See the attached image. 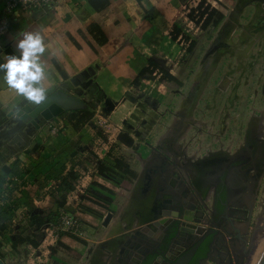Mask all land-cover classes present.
Here are the masks:
<instances>
[{"label": "rangeland", "instance_id": "1", "mask_svg": "<svg viewBox=\"0 0 264 264\" xmlns=\"http://www.w3.org/2000/svg\"><path fill=\"white\" fill-rule=\"evenodd\" d=\"M208 1L224 12V22L218 28L206 30L189 21L180 22L181 32L177 39L161 50L158 63L176 81L165 78L155 69L153 74L147 75L150 76L147 81L137 82V90L143 93H136L126 111L114 108L118 102L84 97L86 114L72 113L81 111L78 110L60 115L64 121H70L74 130L85 127L88 136L84 152L74 154L72 159L69 157L70 171L77 174L73 168L83 170L78 181L87 186L85 193L79 201L76 194L71 196L73 201H66L67 195L56 199V202L65 199L56 212L57 216L61 210L65 212L79 202V210L76 207L77 210L67 212H78L80 234H65L59 230L61 236L57 239L64 237L78 245L80 253L73 255V264H95V259L96 264H109L110 247L117 242L120 245L117 247L118 264H123L122 258L126 256L135 258L134 252L121 246L128 244L135 230L149 224H143L146 214L143 215L142 209H128L126 205L133 192L136 196L133 200L144 197L137 193V184L142 164L151 154L148 144L172 152L169 155L181 165L175 168L176 171L190 177L184 167L185 170L187 167L196 168V172L202 168L203 162L215 163L209 159L211 156L222 154L218 157L222 159L224 154L245 147L251 137L257 142L255 136L259 130L261 142H264V0ZM191 41L195 43L189 47ZM174 121L180 123L175 131L170 130ZM107 130L111 133L108 134ZM107 135H113L108 150L96 142L105 141ZM90 140L95 142L90 143ZM170 140L175 141V146L169 143ZM111 154L115 157L113 161L100 160V157ZM84 164L86 168L82 167ZM125 164L129 166V173L124 171ZM102 165L106 171L99 169ZM97 171L101 173L99 180L104 185L96 184ZM250 171L251 174L253 169ZM257 176L254 192L248 200L251 213L245 220L248 225L243 233L248 250L253 234L256 235L258 230L264 233V155ZM51 182L48 180L46 184ZM74 184H77L76 180ZM46 192L49 198L51 193ZM108 216H111L110 220H106ZM240 221L237 224L247 223ZM201 226L206 227L205 224ZM229 237L224 233L226 240H230ZM257 238L259 245L264 242V239ZM57 240L48 235L46 242L51 245ZM2 245L0 243V250L5 252L6 247L2 248ZM58 246L61 245L58 243ZM35 254L41 255L40 252ZM49 254L50 251L43 248L42 256L38 258L25 253L24 263L54 264L48 261ZM251 256L248 253L244 261ZM208 264L216 263L208 260Z\"/></svg>", "mask_w": 264, "mask_h": 264}, {"label": "crops", "instance_id": "2", "mask_svg": "<svg viewBox=\"0 0 264 264\" xmlns=\"http://www.w3.org/2000/svg\"><path fill=\"white\" fill-rule=\"evenodd\" d=\"M192 1L56 0L44 9L7 11L4 1L0 0V26L5 24L0 38V63L8 55H18L16 42L23 33L38 32L45 45L41 59L45 67L42 85L46 96L63 90L82 99L98 97L118 102L114 108L126 111L130 100L143 93L137 90L134 80L147 67L149 59L158 63L162 48L175 41L171 38L174 27L181 32L180 22H191L186 8ZM224 20L225 14L220 25ZM149 77L145 75L139 81H147ZM34 104L9 88L0 72V132L7 128L10 112ZM68 121L59 116L42 124L24 149H14L22 147V139L13 144L10 136L0 139V181L12 173L26 178L25 197H20L18 206L0 220V243L2 248L6 247L5 252L0 250V258L8 264H26L25 253L30 257L40 252L38 256H42V248L50 251L52 260L48 257V261L54 264H73V255L80 253L78 245L64 237L56 245L44 247L42 243L48 221L65 200L56 202V199L72 190L78 176L75 174L73 180L68 177L72 167L69 161L74 154H82L88 145L85 127L74 130ZM52 126L59 129L54 134ZM174 142L169 143L175 145ZM114 158L111 154L100 160L109 163ZM97 173L96 184L104 185L99 180L101 173ZM48 180L52 181L49 185ZM138 189L139 181L137 193ZM47 190L51 193L50 199L46 197ZM32 239L38 241L37 246L27 241ZM114 245L110 247L111 254L116 253Z\"/></svg>", "mask_w": 264, "mask_h": 264}, {"label": "flooded vegetation", "instance_id": "3", "mask_svg": "<svg viewBox=\"0 0 264 264\" xmlns=\"http://www.w3.org/2000/svg\"><path fill=\"white\" fill-rule=\"evenodd\" d=\"M255 138L258 139L257 136H255ZM250 142V153L252 158L248 166H252L253 172L250 174L251 171H249L248 176L244 174L245 166H247L246 163L249 159L247 155L242 154L229 161L218 159L221 155H213L209 159H213L212 161L216 162H203L202 168L199 167L200 170L198 169L196 172V168L191 170V167H187V170H185L186 168L184 167V172L190 177L176 171L177 169L175 168L180 167L176 165L174 168L168 169V173H156L158 177H153L152 185L154 187L148 196L143 198L138 197L139 199L133 200V198H136L133 193L126 204L128 209H142L143 215L146 214L144 215V220L149 221L153 213V208H151L150 205L155 204L154 198L156 193L158 191L161 192L165 196V205L161 207L162 211L169 212V215L172 216L174 221L162 229V234L158 233L160 230L157 228H152V234L142 233L137 242L139 244L135 245V252H131H134L135 255L138 256L143 255L144 258L148 252L158 250L171 232V229L175 226L178 230L180 226L189 228L192 225L199 227L205 224L207 228H212L213 224H216L217 228L215 233L210 235L209 250L205 258L213 260L216 264H245L244 258L249 253V250L245 247L247 242L244 241L245 236L243 235L246 228H237L243 231L240 232V236L238 237L233 227L230 225V222H234V225H236L237 222H241L240 220L246 222L245 220H248L251 213V205L248 201L250 198H248V202L245 201V198L248 196H244V194L247 192L250 184V175L253 176L255 170L259 173L260 165L263 162L264 147L259 141H253L252 137ZM166 151L165 152L168 154L172 153L169 150ZM154 168L167 169L164 164L159 161L155 163ZM167 184L169 188L166 187ZM254 189L255 187H253V192ZM252 194H250V196H252ZM197 219H200L201 223L197 224L194 222V220ZM239 224L245 225L246 223ZM224 233L230 236V240L224 238ZM257 236L263 239L264 233H260L258 230L255 235V242L251 243L252 252L256 254L253 258H249L252 264L258 261V255L262 244H258L260 242ZM190 239L191 236L188 232L185 235L180 233L177 235L176 233L170 240L164 255L161 256L164 257L168 264L173 263L174 259L192 246L193 240ZM118 243L119 242L115 244L116 248L120 246H118ZM123 247L124 244L121 248ZM113 251L116 253L112 254L109 264H118L116 258L117 250L113 249ZM171 256H173V258H171ZM136 260H138L136 256L134 259L128 258V256L122 258L123 264H138ZM141 262L139 264H141ZM206 262L208 264V261Z\"/></svg>", "mask_w": 264, "mask_h": 264}, {"label": "water", "instance_id": "4", "mask_svg": "<svg viewBox=\"0 0 264 264\" xmlns=\"http://www.w3.org/2000/svg\"><path fill=\"white\" fill-rule=\"evenodd\" d=\"M87 107L85 99L80 98L79 96L67 93L63 90H56L46 96V99L41 102L40 104H34L33 106H24L16 111H12L8 114L10 117V121L7 124V128L0 132V139L10 136V143L13 144L17 140L22 139V147L14 148V149H24L30 143V138L35 130L41 128L42 124L52 121L54 118L60 116L64 112L67 111H78V110H85ZM1 143V142H0ZM151 148V154L146 159L145 163L142 164L141 172L138 176L139 182L141 183L139 193L141 196H148L153 189L152 179L154 176L158 177L156 173H168V169L174 168V166H180L179 162L175 160L174 157H171L168 153H166L162 148L158 146H152L148 144ZM28 150H26L27 152ZM245 154L249 157L247 161V166H245L244 174L248 176L250 166H248L252 156L249 150L239 149L236 150L232 154L226 155L221 160L229 161L231 159L236 158L239 155ZM159 161L160 163L164 164L167 168L163 169H156L154 168L155 163ZM175 164V165H174ZM171 171V170H170ZM170 173V172H169ZM160 175V174H159ZM248 178V177H247ZM137 179V180H138ZM166 182V181H165ZM158 184V182H157ZM159 186V185H158ZM169 188V185H166ZM159 188V187H158ZM158 191V190H157ZM165 192V191H164ZM165 196L161 192H157L155 196V204H151L153 208V213L145 223H149L147 226L142 227L140 230H135L132 233L131 238L128 240V244H124V249H128L129 251H134L136 249L135 245H138V239L140 238V234L142 233H149L152 234V228H157L160 230L158 233L162 234V229L167 227L170 223L174 221L169 212H163L162 208L164 203ZM251 207V206H250ZM109 218V219H108ZM106 220H110L111 216H108ZM186 219V218H185ZM197 224L201 223L200 219L194 220ZM248 223V221H246ZM233 230L236 232V235L240 236V231L234 225V222H230ZM192 225V224H191ZM216 224H213L212 228H207L203 226H195L192 225L189 228L180 226L177 230V235L180 233L185 235L187 232L191 236L190 240L192 241V246H190L186 251L180 254L176 259L173 260L171 264H189L193 256L195 255L197 249L203 243V241L209 237L210 235L214 234L216 231ZM246 239L244 238V241ZM126 241V240H125ZM250 248L249 253H252L251 249V240H250ZM130 247V248H129ZM136 256V260L138 264L143 259V255ZM173 258V256H171ZM208 261L207 258L200 261L199 264H202L203 261ZM0 264H8L5 259L0 258ZM152 264H168V262L164 259L163 256L158 255L152 262ZM245 264H249L248 260L245 261ZM264 264V263H263Z\"/></svg>", "mask_w": 264, "mask_h": 264}, {"label": "built area", "instance_id": "5", "mask_svg": "<svg viewBox=\"0 0 264 264\" xmlns=\"http://www.w3.org/2000/svg\"><path fill=\"white\" fill-rule=\"evenodd\" d=\"M3 1L5 4L6 10L11 11L16 8L25 9V10L44 9L46 7L51 6L56 0H3ZM188 6L189 7L195 6V2L192 1L191 3H189ZM186 14H187V9H186ZM4 28H5V24L0 26V38L2 36ZM58 130L59 129L56 126L51 127V132L53 134L56 133ZM107 133L109 134L111 133V131L107 130ZM112 136L107 135V139L105 141L96 140V142L100 143L103 146L105 145L108 150L109 147L111 146ZM94 153L97 154L96 152ZM82 167L86 168L85 164ZM73 170L77 172V175H78L76 179L77 184H74L73 189L67 193L66 201H69V200L73 201V199L71 198L72 194H76L77 195L76 199H78L79 201V197L85 193L86 187H87L81 184L80 181H78L81 178L80 174L81 172H83V170L81 168L77 170L73 168ZM23 182L26 183L25 176L21 174V177H20V175H18L17 173H12L6 178V180L0 181V220L3 217L8 216V214L13 211V208L18 206L20 197H25L26 188L23 185ZM78 205H79V202L74 203L71 209L77 210L78 208L79 210ZM67 209L68 210H66L65 212L61 210L58 213V216L56 214L52 222H49L46 225L47 229L45 232H43L44 238L42 240V243L45 244L43 245L44 247L49 246L48 243L46 242L48 235L53 236L56 240L58 239V237L61 236V233H59L60 232L59 230L63 231L62 233H65V234L66 233H70V234L73 233L75 235L80 234L79 229L81 228V226H80V222L78 221V218L76 215L78 212H74L73 214H70V212H67V211L71 209L69 208ZM31 257L38 258L39 256L38 255L33 256V254H31Z\"/></svg>", "mask_w": 264, "mask_h": 264}, {"label": "clouds", "instance_id": "6", "mask_svg": "<svg viewBox=\"0 0 264 264\" xmlns=\"http://www.w3.org/2000/svg\"><path fill=\"white\" fill-rule=\"evenodd\" d=\"M18 55H8L0 63V72L6 85L28 101L40 104L46 99V89L42 85L45 67L42 55L45 45L38 32H25L16 42Z\"/></svg>", "mask_w": 264, "mask_h": 264}, {"label": "trees", "instance_id": "7", "mask_svg": "<svg viewBox=\"0 0 264 264\" xmlns=\"http://www.w3.org/2000/svg\"><path fill=\"white\" fill-rule=\"evenodd\" d=\"M194 2H195V6H191V7L187 6V8H186L187 9L186 16H187L188 20L193 22L196 26H198L202 30H206V29H210V28L211 29L217 28L220 25V23L222 22V20L224 19V13L218 7L213 6L212 3H210L207 0H194ZM179 33H180V29L177 27H174L172 35H171L172 40H176ZM193 45H194V42L191 41L189 47H191ZM155 69H158V71H160L162 74H164L165 78H169V79L176 81V78L171 73L166 71L162 66H160L159 63H157L153 59H149L147 67L143 68L141 70V72L139 73L138 77L136 78V80H134V85L137 84L140 77L154 73ZM87 112H88L87 110H81V111L72 112V113H74V114H77V113L86 114ZM115 161H116V159H115ZM117 163H120V161H118ZM123 166H124V171L126 173H129V171H130L129 166H127L126 164ZM99 169L101 171H106V169L104 168V165L99 166ZM68 177L72 180L75 179V173H73V171H70V173L68 174ZM66 187H68V186H66ZM127 188H129V187H127ZM60 206H61V204H60ZM53 218H54V216H53ZM176 233H177V227L175 226L171 229V232L166 237V239L164 240V243L160 246V248L158 250L148 252L144 256L141 264H152L153 260L158 255H164V252L167 250L170 240L176 235ZM20 241H25V240L20 239ZM27 241H29L34 246H37V244H38V241L35 239L27 240ZM209 243H210V236L207 237L203 241V243L200 245L196 254L191 259L189 264H199V261L207 256V253L209 250Z\"/></svg>", "mask_w": 264, "mask_h": 264}, {"label": "bare ground", "instance_id": "8", "mask_svg": "<svg viewBox=\"0 0 264 264\" xmlns=\"http://www.w3.org/2000/svg\"><path fill=\"white\" fill-rule=\"evenodd\" d=\"M184 113H185V112L183 111V114H184ZM184 116H186V114H185ZM179 124H180L179 122L174 121L173 124H171L172 126L170 127V130H171V129H172L173 131L177 130L178 128H176V129H174V128H175V127H178ZM181 128H182V127H181ZM170 130H169V131H170ZM179 130H180V128H179ZM169 131H168V132H169ZM260 134H261V132H260V130H259V131L256 133V136L258 137V141L260 142V144H262V145L264 146V142H263V143L261 142V140H263V139H261V138L259 137ZM250 140H251V138H248V141L246 142V146L243 147V148H241V149H243V150H249V151H250V145H251ZM220 155L222 156V154H220ZM220 155H215V156H220ZM226 155H228V154H224L223 158H224ZM251 169H253V168H252V166L250 165V170H251ZM250 170H249V171H250ZM257 173H258L257 170H255L253 176L250 175V184H249V187H248L247 192L244 194V196H248V197L245 198V201H247L248 198L251 197L250 194H252V192H253V187H255L256 178H257V176H256ZM138 181H139V180H138ZM140 186H141V183L139 182V189H140ZM139 189H138V192H139ZM133 193H134V192H133ZM133 193H131V195H132ZM143 221H144V220H143ZM247 225H248V223H246L245 225H243V224H237V223H236L235 226H237L236 228H246V229H247ZM239 231H240V230H239ZM240 232H243V231H240ZM263 239H264V236H263ZM253 242H255V234H253V236H252V238H251V243H253ZM117 249H118V248H116V250H117ZM255 255H256V254H254V253L252 252V257H250V259L253 258ZM250 259H249V263L252 264V262H250ZM263 263H264V242L261 244L260 253H259V255H258V261H255L254 264H263Z\"/></svg>", "mask_w": 264, "mask_h": 264}]
</instances>
